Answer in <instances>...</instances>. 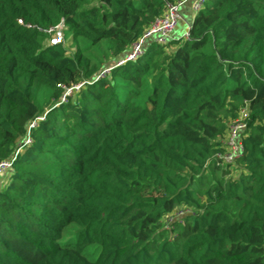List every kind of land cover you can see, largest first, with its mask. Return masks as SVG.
<instances>
[{
	"label": "trees",
	"instance_id": "1",
	"mask_svg": "<svg viewBox=\"0 0 264 264\" xmlns=\"http://www.w3.org/2000/svg\"><path fill=\"white\" fill-rule=\"evenodd\" d=\"M178 1L0 0V264H264V0H205L115 65Z\"/></svg>",
	"mask_w": 264,
	"mask_h": 264
},
{
	"label": "built area",
	"instance_id": "2",
	"mask_svg": "<svg viewBox=\"0 0 264 264\" xmlns=\"http://www.w3.org/2000/svg\"><path fill=\"white\" fill-rule=\"evenodd\" d=\"M187 0H180L176 3L167 4L165 12L163 15L156 17L150 25L145 29L143 34L134 41L127 54L120 59L115 61V65H121L126 61H134L139 56L143 55L151 43L155 42L157 44H166L172 39L173 31L180 20V7ZM205 0H195L193 3V11L196 13L198 9L203 5ZM53 35L50 39L52 44L60 43L64 40L63 32L61 27L56 29H51ZM188 31L185 33L184 37H187ZM55 41V42H53ZM114 65H110L102 68L96 75V78L105 77L110 75ZM83 85V82L77 83L71 87H66L65 92L62 95V99L71 95L74 89H79ZM248 115L247 109L243 108L240 111V115L229 123L228 133L226 137L222 140L223 145H225L226 150L216 153V160L219 163L228 164L233 163L237 157L243 153L242 144V132L246 128V117ZM43 118V116L38 117V119ZM34 121L31 125H34ZM31 139L28 136L25 139V143H30ZM12 168V160L4 159L0 162V176L7 173V171ZM182 213V212H181Z\"/></svg>",
	"mask_w": 264,
	"mask_h": 264
},
{
	"label": "rangeland",
	"instance_id": "3",
	"mask_svg": "<svg viewBox=\"0 0 264 264\" xmlns=\"http://www.w3.org/2000/svg\"><path fill=\"white\" fill-rule=\"evenodd\" d=\"M188 31L187 29V23H185V20L181 21L179 20V23L175 27L173 34L176 36L177 39L183 40L185 36V31ZM64 45L68 47L70 50H73V46L69 44L67 40H64ZM149 47V46H148ZM110 52L108 51L107 44L104 42L102 44L98 45L97 50L93 53L94 57H97L99 60H109V62H113L114 59L110 57ZM104 61V62H105ZM51 91L46 88V87H41L37 93V101L40 106L46 107L50 101H53L51 98ZM233 175H236V172L232 173ZM4 183L3 180L0 178V185ZM186 210H179L178 212L175 213V215L180 216L181 214L184 213ZM188 211V210H187ZM182 212V213H181ZM174 215V216H175Z\"/></svg>",
	"mask_w": 264,
	"mask_h": 264
},
{
	"label": "crops",
	"instance_id": "4",
	"mask_svg": "<svg viewBox=\"0 0 264 264\" xmlns=\"http://www.w3.org/2000/svg\"><path fill=\"white\" fill-rule=\"evenodd\" d=\"M195 0H187L185 3H183L180 7V22L185 20V23H187V29L189 30V27L192 23L193 17L195 15V12L193 11V3ZM187 32V30L185 31ZM172 41L179 40L176 38V36L172 35Z\"/></svg>",
	"mask_w": 264,
	"mask_h": 264
},
{
	"label": "snow or ice",
	"instance_id": "5",
	"mask_svg": "<svg viewBox=\"0 0 264 264\" xmlns=\"http://www.w3.org/2000/svg\"><path fill=\"white\" fill-rule=\"evenodd\" d=\"M53 42H55V41H53Z\"/></svg>",
	"mask_w": 264,
	"mask_h": 264
}]
</instances>
